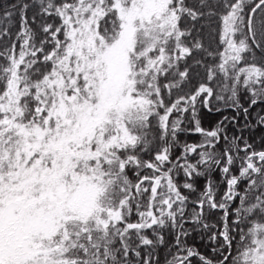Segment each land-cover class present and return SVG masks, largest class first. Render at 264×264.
<instances>
[{
    "label": "snow or ice",
    "instance_id": "6c2138e0",
    "mask_svg": "<svg viewBox=\"0 0 264 264\" xmlns=\"http://www.w3.org/2000/svg\"><path fill=\"white\" fill-rule=\"evenodd\" d=\"M189 61L204 76L183 91ZM213 98L236 115L205 128L197 106L211 111ZM256 129L264 0H10L0 7V264H161L162 248L164 264H264ZM41 132L44 143L77 139L58 157L36 150ZM194 233L209 254L188 243Z\"/></svg>",
    "mask_w": 264,
    "mask_h": 264
},
{
    "label": "trees",
    "instance_id": "16d2710c",
    "mask_svg": "<svg viewBox=\"0 0 264 264\" xmlns=\"http://www.w3.org/2000/svg\"><path fill=\"white\" fill-rule=\"evenodd\" d=\"M9 3H10V0H0V7L7 6ZM206 43H207V39H206ZM169 48H171V45H169ZM199 55H202V54H197L196 56L193 57V59L198 58ZM168 62L169 61H168L167 57H165V64H167ZM172 63L175 64L174 61H172ZM188 67L191 69L190 80H189V83L185 85V88L183 91H187L188 89L194 87L200 80L203 79V76H204L203 69H201L199 67L193 68L191 65V61L188 62ZM159 71H163V69H159ZM176 71H177V69L175 67H173V69L169 71L168 76H167V79L169 81H173L175 79L174 73ZM152 83L155 85L156 80L153 79ZM162 83H163V79H161V84ZM178 94L179 93H177L175 91L173 92L174 96L178 95ZM245 101H246V96L242 93L241 94V103H245ZM165 102H167V98H165ZM245 106H247L246 103H245ZM257 107L259 108L260 106L258 105ZM210 108H211V111L205 109L202 104H198V106H197V112H198L199 118L201 119L202 125L205 128H211L218 121H220L223 117H226V116L231 117V116L236 115L235 112L231 111L230 109H226L225 105L222 102H218L214 98L211 101ZM218 109H223V110L218 111ZM253 111H256V109H253ZM229 131L230 132L232 131L231 127H229ZM245 135L248 136L249 133L246 132ZM261 135H264V129H256L255 131H253L251 133L250 138H251V140L259 141V138ZM200 139L201 138L198 135H196V136L182 135L181 136V141L186 140L189 142H196V141H199ZM256 147L257 148L260 147L259 142L256 144ZM178 152H179V150H177V154H178ZM145 158L147 159V157H145ZM213 178L217 181V183H220V173L219 172L214 173ZM204 184H205V178H203V177L198 178L197 188L203 189ZM222 190H223V185L221 184V191ZM220 215H221L220 213L213 214L212 222H215V220L218 219ZM136 219H137L136 215L133 214L131 217V220L134 222V221H136ZM188 227H190V226H188ZM188 243L190 245H194L202 253H205V254L210 253V245L207 242V237H205L203 240H201L199 234L194 233L193 236L189 239ZM167 251L168 250L164 249V248L159 250L161 264H164V260H165V257L167 255ZM191 264H197V261L195 259H193Z\"/></svg>",
    "mask_w": 264,
    "mask_h": 264
},
{
    "label": "rangeland",
    "instance_id": "374dc122",
    "mask_svg": "<svg viewBox=\"0 0 264 264\" xmlns=\"http://www.w3.org/2000/svg\"><path fill=\"white\" fill-rule=\"evenodd\" d=\"M158 10V9H153ZM117 63H119V58H117ZM60 140L54 141L52 138H49L47 143H44L43 141V133H39V139L34 142L35 145H37L36 150H42V151H52L54 154H56L58 157L60 155H63L67 151V143L69 140L75 141L77 139V134H67L62 133L60 134ZM40 144H43V149H40L38 146ZM57 149H59V152H57Z\"/></svg>",
    "mask_w": 264,
    "mask_h": 264
}]
</instances>
